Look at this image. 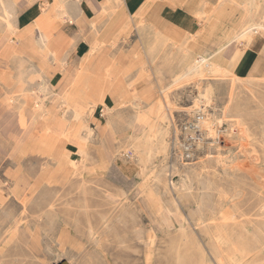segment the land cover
I'll return each mask as SVG.
<instances>
[{
	"label": "rangeland",
	"instance_id": "rangeland-1",
	"mask_svg": "<svg viewBox=\"0 0 264 264\" xmlns=\"http://www.w3.org/2000/svg\"><path fill=\"white\" fill-rule=\"evenodd\" d=\"M131 1L127 0L129 5ZM186 1L147 0L146 8L132 17L124 0L100 1L107 22L122 23L124 31L119 35L92 33L86 59L103 63L93 75L87 72L93 77L87 90L85 78L61 79L55 85L41 73L28 72L30 64L22 62L38 54L61 63L64 56L69 57L72 42H60L55 38L58 31L49 30L52 24L72 21L81 13L80 0L0 2V264H54L60 258L68 264H175L181 225L188 236H195L210 263L216 264L201 226L207 225L214 235V226L224 219L239 221L246 217H240V212L251 214L256 206L264 205L262 81H234L231 74L203 73L168 87L195 56L169 79L159 78L164 75L166 37L160 34L156 43L144 31L148 26L138 14L153 5L175 6ZM243 1H235L238 8L245 7L240 4ZM255 1L260 5L254 6L251 0L246 5L256 12L264 0ZM228 2L220 0L226 6ZM32 6L39 7L43 17L33 20L30 32L22 31L24 21L19 13ZM116 8L123 13L113 20ZM195 14L198 20L208 18ZM6 16L16 26L13 32L5 24ZM132 26L141 31V44L133 41ZM40 32L43 44L35 41ZM178 35L187 40L195 34L184 31ZM58 66L62 69L66 64ZM85 66H80L79 74ZM44 82L47 88L39 90ZM80 83L81 90H70ZM200 91L207 94L199 111L205 122L192 123L201 135L190 145L188 156L185 128L198 111L195 99ZM153 108H159L157 114L163 118L155 127L150 151L142 131ZM232 123L242 124L249 136L229 139L224 130ZM118 189L124 191L123 210L120 216L112 213L107 223L113 230L108 233L101 221L113 204L105 194ZM19 218L26 241L11 228L13 219ZM114 223L128 227L127 239L117 237L122 234ZM246 228L231 233V240H253V226ZM151 232L153 248L147 262L144 246ZM221 256L228 259L227 264L252 257L256 259L252 264H264V249L259 253L222 250ZM187 258L184 255V264L189 263Z\"/></svg>",
	"mask_w": 264,
	"mask_h": 264
},
{
	"label": "crops",
	"instance_id": "crops-1",
	"mask_svg": "<svg viewBox=\"0 0 264 264\" xmlns=\"http://www.w3.org/2000/svg\"><path fill=\"white\" fill-rule=\"evenodd\" d=\"M100 1L102 0H80L82 11L81 13L74 15L72 21L64 20L61 23L56 22L51 25L52 28L49 31H58L55 38L62 43L65 41L72 42L74 48L69 57L64 56L62 63L66 64L65 67L60 69L61 67L58 65L62 64L61 62L53 61L51 58L48 59L49 61L45 60L41 54H38L36 56L22 58V62L30 64L27 71L41 73L43 78L50 80L55 85L61 79H76L79 81L85 78L86 86L84 90L92 87V83H89V81L93 79V77L87 75V72H91L93 75L92 71L101 68L99 65L103 63L102 61L100 62V60L90 61L91 58L88 60L86 59V54L90 48L89 45L93 40L92 33L94 31L102 34L116 32L119 35L120 32L124 31V29H122V23L119 22L112 24L107 22L109 17L107 13L102 12ZM146 1L147 0H134L132 3L135 2L134 5L136 7ZM228 1V6H226V3L221 4L220 0H188L186 2H181L179 5H165L163 7L153 5L149 7L146 12L138 14L143 20V25L145 27L148 26L144 31L149 33V36L153 38L156 43V38L160 37V34H165V62L164 70L161 71L164 75L159 72L161 74L159 75L160 79H169L171 73L176 72L180 67L183 68L190 58L197 56L205 49H207L208 53H211L224 45V49L219 56L225 67L229 69L228 72L236 73L240 68L241 63H247V66L244 67L243 74L246 75V77L261 80V93H264V34H258L260 44L253 52V55L247 60L245 51L238 49L236 41L231 40V34L235 32V29L242 18L247 17L250 14L253 15L252 12L254 9L247 5L244 8H238L237 3L235 2L237 0ZM244 1L240 2V4L244 5L243 3H246L247 0ZM124 4L127 5V0H124ZM195 4H197V8L194 10ZM114 10L113 14H111L113 20L123 13L121 8H116ZM200 10L206 11V13L203 14V16L208 17L206 20H198L196 18L198 15L195 14V12ZM41 14L42 11L37 6L22 9L19 13V16L24 21L21 30L30 32L29 30L33 20L35 18L43 17ZM254 15L263 16L264 6H261ZM102 17L103 19L105 17L103 22ZM147 20H153L154 23L147 24ZM66 21L67 23H64ZM56 27L57 29H55ZM132 31L133 41H138L139 44H141V31L137 32L133 26ZM184 31L188 34L194 33V38L181 40L178 33H181L182 35ZM33 32L36 33V30L34 29ZM167 37L170 39H167ZM228 37L229 40H227ZM167 43H170V45H167ZM162 46L163 45H160L159 48ZM237 50H240L239 54L236 53ZM184 52H188L187 59H183ZM149 62L151 65V61ZM45 64L51 65V67L46 68ZM82 64L86 66L82 70L84 72L79 74L81 72L79 69ZM46 73L48 75H46ZM154 73L156 74L155 70ZM157 78L156 76L154 77V79ZM80 85L82 84L80 83L79 85H76L75 88H70V90H81L82 88H80ZM86 93L91 92L86 91L85 94Z\"/></svg>",
	"mask_w": 264,
	"mask_h": 264
},
{
	"label": "bare ground",
	"instance_id": "bare-ground-1",
	"mask_svg": "<svg viewBox=\"0 0 264 264\" xmlns=\"http://www.w3.org/2000/svg\"><path fill=\"white\" fill-rule=\"evenodd\" d=\"M170 1L177 3L180 0H170ZM0 2L2 5H4V0H0ZM252 2H255L253 5L256 7L260 5V3L256 2L255 0H251V4H252ZM261 3L264 4L263 2H261ZM146 4H147L146 2H142L139 6L133 7L132 1H131L130 5L127 2L126 8L128 10L129 17L136 15L139 10H141V11L144 10L146 8ZM9 5H10V1H9ZM60 6H62V4H60ZM244 6H246V3L244 4ZM132 7L134 8L133 10L135 11L133 14H132L133 10L130 11L132 9ZM198 12H199L200 16L205 17V16H203V14L206 13V11L200 10ZM5 13H7V12H5ZM252 13H253V15L250 14L249 16L242 18L240 20V23L238 24L237 28L235 29V32L233 34H231L232 35L231 40L236 41V45H238V47H241L238 49H242L245 51V54L247 55L246 56L247 60L253 55V52L258 48V46L260 44V38H258V34H260V33L264 34V15L263 16L259 15L258 16L259 18L258 17L255 18L256 15H254V13H256V12L254 11ZM64 14L69 16L68 10H64ZM10 16H11V14H10ZM5 24L8 27L10 32L11 31L13 32L14 28H16V26L10 22V20L8 19V16H6ZM244 38L247 39V41L241 42ZM44 40H45L44 35H43V33L40 32L38 34L37 40H35V41L39 42L40 44L41 43L43 44ZM227 40H229V37ZM237 42L240 44H238ZM223 49H224V45L217 48L215 51H213L211 53H208L207 49L202 51L200 54L195 56L193 61L188 66H185L183 68L181 73H179V75L169 83L168 87H170L173 83H175V82H177L183 78H186V77H190L193 75H198L199 77H202L203 73L212 74L215 77L226 76L228 74H231L230 77L234 81L242 80V78L246 79V81H251V82L259 81L257 79H252L250 77H246V75L243 74L244 67L247 66V63H241L240 68L237 70L236 73H229L228 72L229 69L225 67V65L223 64V62L219 56V54L221 53V51ZM236 53L239 54L240 50H237ZM46 88H47V85H46V82H44L41 85V88L39 90H45ZM206 98H207L206 93H202L201 91L198 92L196 99H195L196 103L198 104V107H197L198 111L197 112L202 111V109H203L202 103L204 102V100H206V102H207ZM158 110H159V108L151 109L145 118L146 119L145 122L143 123V125H145V127L142 131V134L145 137L147 149L150 151L152 149V143H153L152 136L154 135L155 127H156L158 121L163 118L162 113H160V115L157 114ZM199 114L201 116H198L197 120L195 122V124L197 126H199L201 123L205 122L203 115L200 112H199ZM143 116L145 117V115H143ZM144 117H142V119ZM209 117L210 116H208V118ZM196 125H194L193 128H196ZM193 128H189L188 131L192 132ZM239 136H243V137L249 136L248 132L246 131L245 127L242 124H240L238 127V137ZM86 140H88V139H86ZM161 147H162V145H161ZM148 155H147V157H148ZM79 160H77V161H79ZM74 161H75V158L73 159V163H74ZM72 166H74V164ZM83 176H84V174H82V178H81L82 181H86V178ZM152 176H155V175H152ZM171 185H173V184H171ZM105 195H106L107 199L109 200L108 202L113 204V207L110 209L111 211L107 213L106 218H104V220H102L101 223L103 224L104 231H105V229H107L106 231H108V233H110L111 230H113V229H111V225L108 224L107 221L108 220L110 221L112 213L114 215L120 216V214L123 210V206L121 205V200H122V198H124V191L119 190V189L115 190L114 192H108L107 191ZM255 208L256 209L251 214H249L247 212L246 213L240 212L239 213L240 217L245 216V215H246V217L240 218L239 221L228 222V221H226V219H224L223 221H221L219 223V225L217 224L214 226L216 231H217V233L214 235L209 234L210 230H209L207 225L201 226V230L203 231V233H205V235L208 238L207 243L211 247V250L213 251V253L216 257V264H227V262H228V259L225 260L224 258H222V256H221L222 250L229 251L231 249L238 248L240 250L246 249L247 251H256L259 253L264 249V205L256 206ZM108 211H109V209H108ZM20 220H21L20 218L19 219H13V224H12L11 228L12 227L14 228L16 234L19 236V238L22 241H26V237L24 236V234L22 232V224H21ZM247 224H250L251 227L253 226V229L255 231V235L253 236L254 237L253 240L252 239L251 240L238 239L235 241L231 240L230 234L233 232L237 233L240 231H241V233L245 232L247 230V228H246ZM179 228H180V245H181V248L178 249L179 246L176 247L175 264H184L186 262L183 260L184 255L186 257H188L187 259H189L188 264H191V263H193V264H211L210 260L206 257L204 250L200 247V244H199L198 240L195 238V236H188L183 225L179 226ZM115 229L118 230V232H121L120 234H122L120 236H117V232H116L115 236L121 237V239H127L128 238L129 231H128V227L125 224H123V223L121 225L119 223H118V225L115 224ZM148 239L149 240L147 242H145V246H144V250L146 252L145 258L147 259V262H148L149 257H150V252L153 248V232L150 233ZM255 261H256V259L253 257L248 258V259L237 258L235 260V262H237L238 264H252Z\"/></svg>",
	"mask_w": 264,
	"mask_h": 264
},
{
	"label": "built area",
	"instance_id": "built-area-1",
	"mask_svg": "<svg viewBox=\"0 0 264 264\" xmlns=\"http://www.w3.org/2000/svg\"><path fill=\"white\" fill-rule=\"evenodd\" d=\"M198 116H201V115L199 113H197V111H196L193 120L189 121L186 125V128H185L187 130L188 139L186 140V142H184V146H185L184 151L186 152V154H188V156H190V154H191V151L189 150L190 145L192 144V142H194L196 140L197 136L200 137V135H201L200 130L198 128H193V125H192V123L197 120ZM189 128H193L192 132L188 131ZM224 131L226 132V136L229 139H237V137H238V126L236 124L232 123V124L226 125V130H224ZM183 154H185V153H183Z\"/></svg>",
	"mask_w": 264,
	"mask_h": 264
},
{
	"label": "water",
	"instance_id": "water-1",
	"mask_svg": "<svg viewBox=\"0 0 264 264\" xmlns=\"http://www.w3.org/2000/svg\"><path fill=\"white\" fill-rule=\"evenodd\" d=\"M54 264H68L66 259H60L59 261L55 262Z\"/></svg>",
	"mask_w": 264,
	"mask_h": 264
}]
</instances>
